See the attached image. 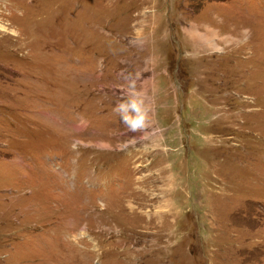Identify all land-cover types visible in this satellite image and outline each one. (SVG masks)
I'll return each mask as SVG.
<instances>
[{"label":"rangeland","instance_id":"obj_1","mask_svg":"<svg viewBox=\"0 0 264 264\" xmlns=\"http://www.w3.org/2000/svg\"><path fill=\"white\" fill-rule=\"evenodd\" d=\"M0 264H264V0H0Z\"/></svg>","mask_w":264,"mask_h":264}]
</instances>
